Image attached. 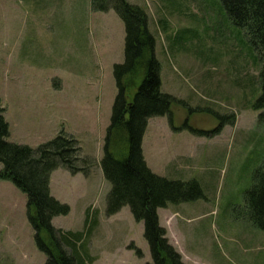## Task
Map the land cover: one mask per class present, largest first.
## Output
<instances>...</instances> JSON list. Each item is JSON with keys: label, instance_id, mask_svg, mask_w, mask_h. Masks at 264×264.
<instances>
[{"label": "rangeland", "instance_id": "obj_1", "mask_svg": "<svg viewBox=\"0 0 264 264\" xmlns=\"http://www.w3.org/2000/svg\"><path fill=\"white\" fill-rule=\"evenodd\" d=\"M127 1L146 13L160 91L175 99L169 115L147 119L144 160L156 174L195 180L202 191L158 208L168 242L184 264H264V231L249 219L244 196L264 161V121L254 107L261 93L258 52L220 0ZM124 37L119 15L92 10L91 0H0L7 139L36 147L63 131L77 140L90 166L51 172L50 194L69 206L51 223L82 232L91 224L82 246L89 264L151 261L143 222L129 207L106 214L111 184L100 166L117 92L112 67L124 60ZM46 259L27 220L26 194L0 180V264Z\"/></svg>", "mask_w": 264, "mask_h": 264}, {"label": "trees", "instance_id": "obj_2", "mask_svg": "<svg viewBox=\"0 0 264 264\" xmlns=\"http://www.w3.org/2000/svg\"><path fill=\"white\" fill-rule=\"evenodd\" d=\"M226 17L245 29L261 60V93L254 103L264 121V0H220ZM94 11L113 9L124 23V60L112 72L116 95L103 141L100 166L111 187L106 197V214L128 206L135 220L143 222L151 261L144 264H184L168 242L158 221V208L168 203L202 196L195 180L169 179L153 172L144 160L141 140L147 119L170 113L173 96L160 91L159 63L154 57V40L146 27V13L127 0H91ZM9 125L0 99V180L11 181L26 194V216L36 247L46 254L44 264H89L83 245L85 232L63 230L52 225V217L66 214L69 206L50 194L49 180L56 168L70 173L87 172L90 162L81 157L75 138L59 131L36 147L9 141ZM251 208L249 219L264 231V161L253 173L245 191ZM87 220V216H86ZM69 249V251L67 250ZM137 256L142 251L135 248Z\"/></svg>", "mask_w": 264, "mask_h": 264}, {"label": "crops", "instance_id": "obj_3", "mask_svg": "<svg viewBox=\"0 0 264 264\" xmlns=\"http://www.w3.org/2000/svg\"><path fill=\"white\" fill-rule=\"evenodd\" d=\"M8 122V121H7ZM10 135H11V131H10V129H9V135H8V139L10 138ZM9 141H11V140H9ZM13 142V141H12Z\"/></svg>", "mask_w": 264, "mask_h": 264}]
</instances>
